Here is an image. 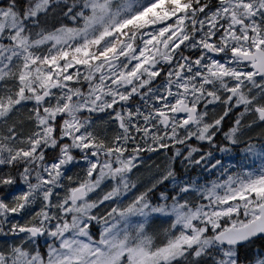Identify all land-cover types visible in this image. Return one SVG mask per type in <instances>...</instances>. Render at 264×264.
Here are the masks:
<instances>
[{
	"label": "snow or ice",
	"instance_id": "6c2138e0",
	"mask_svg": "<svg viewBox=\"0 0 264 264\" xmlns=\"http://www.w3.org/2000/svg\"><path fill=\"white\" fill-rule=\"evenodd\" d=\"M0 264H264V0H0Z\"/></svg>",
	"mask_w": 264,
	"mask_h": 264
},
{
	"label": "rangeland",
	"instance_id": "374dc122",
	"mask_svg": "<svg viewBox=\"0 0 264 264\" xmlns=\"http://www.w3.org/2000/svg\"><path fill=\"white\" fill-rule=\"evenodd\" d=\"M217 155L219 156V153H217ZM154 160H156V157H155V156L152 157V160L147 161V163H148V164H151L152 161H154ZM229 162H230V161L226 158V159H225V163H229ZM233 162H234V161H233ZM256 163L258 164L259 161H257Z\"/></svg>",
	"mask_w": 264,
	"mask_h": 264
}]
</instances>
